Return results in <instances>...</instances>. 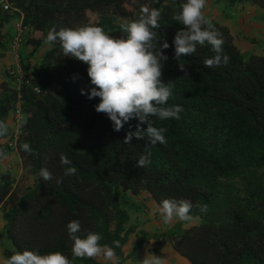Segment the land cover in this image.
<instances>
[{
	"label": "trees",
	"instance_id": "16d2710c",
	"mask_svg": "<svg viewBox=\"0 0 264 264\" xmlns=\"http://www.w3.org/2000/svg\"><path fill=\"white\" fill-rule=\"evenodd\" d=\"M9 1L16 11L0 6V59L10 51L15 19L29 33H23L18 51L28 83L18 85L17 74L11 72L0 82V121L8 126V134L0 137V158L12 151L8 120L19 110L23 120L16 151L25 170L15 186L9 173L0 181L4 259L38 249L41 254L60 251L71 264H102L72 256L67 225L73 220L81 222L82 234H101L102 244L119 241L116 264L137 259L147 236L143 233L134 247L137 257L125 255L135 232L128 226L131 214L141 209L127 193L148 192L159 206L169 198L207 206L205 212L194 207L193 221L177 223L166 237L189 264H264V55L245 56L230 28L211 18L223 34L229 63L204 67V60L215 55L207 44L177 62L173 40L183 25L174 16L186 0ZM216 2L264 10V0ZM142 7L160 13L158 39L170 45L162 79L174 82L168 103L184 109L179 120L153 118L155 126L167 129V143L155 147L136 138L125 144L138 121L130 122L131 129L126 124L114 131L108 116L95 111L99 98L81 95V89L90 87L87 65L65 57L58 42L45 43L53 27L100 26L120 37L121 25L139 19ZM24 143L30 154L21 149ZM145 153H150L149 162L136 167ZM71 167L75 173L66 175ZM42 168L52 173L51 180L40 177Z\"/></svg>",
	"mask_w": 264,
	"mask_h": 264
},
{
	"label": "clouds",
	"instance_id": "9594fccd",
	"mask_svg": "<svg viewBox=\"0 0 264 264\" xmlns=\"http://www.w3.org/2000/svg\"><path fill=\"white\" fill-rule=\"evenodd\" d=\"M208 0H186L174 19L183 27L176 33L173 45L174 58L179 62L184 56L197 53L198 45L211 47L215 54L204 60V67H221L229 63L230 57L224 50L223 34L216 28L213 20L204 14ZM139 19L121 25L123 35L115 37L100 26H81L77 28L55 27L48 31L45 43L58 42L65 57L73 58L87 65V75L90 87L81 89V95L89 100L99 98L95 106L97 113H104L112 122L113 130L120 132L126 124L131 129L130 122L138 121L135 131L129 130L124 143L130 144L136 139H145L155 147L167 143L165 127H157L153 118L160 121L179 120L184 111L181 105L169 104L174 95V82L164 83L162 79L164 63L169 57L165 50L169 43L158 39L156 29L159 28V11L146 7L141 8ZM183 68V65H180ZM78 77H73V81ZM143 125H147L146 129ZM8 134V126L0 121V137ZM24 152L31 153L28 143L21 145ZM150 153L141 154L136 167L143 168L149 162ZM63 164L68 161L61 157ZM74 167L66 169V175L75 173ZM43 180L53 178L47 168L39 173ZM194 207L201 212L207 206H195L190 200L164 199L160 202L159 212L165 224L173 219L181 222H192L191 214ZM67 231L72 243L74 258H94L103 255L106 260L116 258L113 245L102 244V235L96 232L82 234L79 220L70 221ZM6 264H71L69 258L60 251L41 254L37 250L17 251L7 258ZM143 264H166V258L154 255L146 257Z\"/></svg>",
	"mask_w": 264,
	"mask_h": 264
},
{
	"label": "rangeland",
	"instance_id": "374dc122",
	"mask_svg": "<svg viewBox=\"0 0 264 264\" xmlns=\"http://www.w3.org/2000/svg\"><path fill=\"white\" fill-rule=\"evenodd\" d=\"M220 5L221 4H219V6ZM253 13L255 14L257 25L252 27V29L255 28L257 30L256 34L252 33L248 37V39L249 41L258 44L261 48L264 49V20L260 15L259 10L254 11ZM219 15L223 18H228L232 16V12L230 10L228 11V9L226 10L223 9V7H220ZM16 20L17 19H15V21ZM12 31L15 35L18 31V27L12 26ZM24 32L29 33V31L27 30H25ZM27 51L28 53H30L31 48H28ZM16 54L14 53V55ZM245 56H249V54H246ZM32 63L34 64L35 62L32 61ZM17 68H19V66L17 67L15 65H10L7 72H10V70H16ZM10 121L13 122L12 119H10ZM13 164V168H15L14 171L9 172V168H7L6 172L4 171V169H0V179L1 177L9 173V180L11 184L15 186L19 178L23 174H25V170H23L22 165L19 163V161L17 163L14 162ZM127 195L130 196L132 200L137 202L141 206V209L138 212H132L131 214V221L128 226L133 228L135 232L130 236V240L126 245L124 252L126 254H133L134 257H137V255L134 253V247L138 243L140 238H143V233H146L147 242H145L142 246V250L140 252L141 257L139 261H135V259L132 257L131 260L127 261L126 264H143V261L146 259V257L149 256V258H151V255H154L158 258H166V264H189L187 259L179 256L176 253V251L172 248L170 241L166 240L169 230L172 229L177 223L186 225L188 224V222H181L179 219L174 218L172 222H170L169 224H165L159 212V205L154 199L150 197V194L148 192H143L139 195L128 192ZM199 221L200 219H196L194 222L197 223ZM0 254H2L1 249ZM94 258L102 264H116L115 259L106 260L103 255ZM0 264L5 263L0 262Z\"/></svg>",
	"mask_w": 264,
	"mask_h": 264
},
{
	"label": "crops",
	"instance_id": "0c3cea01",
	"mask_svg": "<svg viewBox=\"0 0 264 264\" xmlns=\"http://www.w3.org/2000/svg\"><path fill=\"white\" fill-rule=\"evenodd\" d=\"M220 7L221 8L223 7V9H226V10L228 9V11L230 10L232 12V16L228 18H223L222 16H220L219 15ZM257 10H259L260 15L263 17L264 10L258 6H253L251 4L246 3V4H237L234 7H227L224 4H221L219 6L216 0H208L207 5L204 9V14L212 19L217 20L218 22L224 25H227L230 28L231 32L233 33L235 37L236 44L239 46V48L241 49L244 55L246 54L264 55V49L261 48L258 44L249 41L248 39V37L252 33L256 34L257 29L255 28L252 29V27L257 25L255 14L253 13L254 11H257ZM14 21L11 23L10 28H12V26L19 27L22 23V20L19 18H17L15 23ZM10 65H15L17 67L19 66V57L14 55V53H11V52L7 53L4 58L0 59V82L7 80L6 74H7V70ZM10 119H12V115L10 116L8 120L9 125L12 126L13 124H12V121H10ZM5 142L6 140L2 141V143H5ZM18 161L22 165L17 151H11L7 154H4L0 158V169H4L5 172L7 171V168H9V171H14L15 168H13V165H14L13 163L14 162L17 163ZM150 197L153 199L151 195ZM0 221H1L0 223V226H1L0 232H1L5 225V221L3 220L2 213H0ZM125 255H129V254L125 253ZM140 257L141 255H139V257L135 259V261H139ZM0 262L2 263L4 262L6 264V260L4 259L2 254H0Z\"/></svg>",
	"mask_w": 264,
	"mask_h": 264
},
{
	"label": "built area",
	"instance_id": "2783aa9c",
	"mask_svg": "<svg viewBox=\"0 0 264 264\" xmlns=\"http://www.w3.org/2000/svg\"><path fill=\"white\" fill-rule=\"evenodd\" d=\"M0 6L3 8V10L5 12H11V11H16V9L13 7V5L10 3L9 0H0ZM23 33H24V29L22 27V23L21 25L18 27V31L16 33V35L14 36L11 46H10V51L11 53H17L16 55L18 56V51L21 47V43L23 40ZM10 72L12 74L16 73L17 74V82L18 85L22 84V83H28V80L26 78V75L21 71L20 67L17 68L16 70H10ZM37 92H39L38 89H36ZM12 126H13V133L11 135V137L7 140V143L9 145V147L11 148L12 151H16V146H17V141L18 138L21 134V122L23 120V116L20 113V111L18 110L17 112L12 114ZM1 181V179H0Z\"/></svg>",
	"mask_w": 264,
	"mask_h": 264
}]
</instances>
